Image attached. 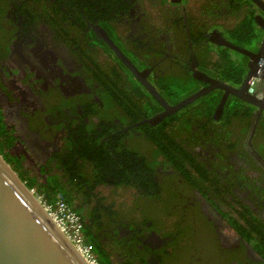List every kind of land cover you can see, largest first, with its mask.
I'll return each mask as SVG.
<instances>
[{
  "label": "flooded vegetation",
  "instance_id": "obj_1",
  "mask_svg": "<svg viewBox=\"0 0 264 264\" xmlns=\"http://www.w3.org/2000/svg\"><path fill=\"white\" fill-rule=\"evenodd\" d=\"M253 41L264 0H0V156L64 191L109 264H264V110L230 96L215 112L213 91L152 121L207 86L195 75L241 84L227 45Z\"/></svg>",
  "mask_w": 264,
  "mask_h": 264
},
{
  "label": "water",
  "instance_id": "obj_2",
  "mask_svg": "<svg viewBox=\"0 0 264 264\" xmlns=\"http://www.w3.org/2000/svg\"><path fill=\"white\" fill-rule=\"evenodd\" d=\"M227 46L234 48L247 59V71L242 78V83L233 85L203 75H195L194 80L203 82L207 86L199 89L177 106L168 108L167 111L168 106L162 103L165 112L152 120L153 122L161 121L167 113L175 112L185 104L192 103L213 91L221 92L215 112L216 110L222 112L230 96L259 110H264V95L258 98L248 94L246 90L247 82L251 78L255 77L264 81L263 76L256 74L260 67L259 60L264 59V43L253 41L248 45L250 49L234 47L230 44ZM148 121L151 122V120ZM0 264H86L48 217L34 191L26 187L1 156Z\"/></svg>",
  "mask_w": 264,
  "mask_h": 264
},
{
  "label": "built area",
  "instance_id": "obj_3",
  "mask_svg": "<svg viewBox=\"0 0 264 264\" xmlns=\"http://www.w3.org/2000/svg\"><path fill=\"white\" fill-rule=\"evenodd\" d=\"M248 82L250 88H252L255 79H250ZM35 196L53 224L73 245L85 263L99 264V262L91 256L90 248L82 235V225L79 216L69 208L63 195L58 193L53 204H47L42 196Z\"/></svg>",
  "mask_w": 264,
  "mask_h": 264
},
{
  "label": "trees",
  "instance_id": "obj_4",
  "mask_svg": "<svg viewBox=\"0 0 264 264\" xmlns=\"http://www.w3.org/2000/svg\"><path fill=\"white\" fill-rule=\"evenodd\" d=\"M230 70L232 71V68L227 67V71H230ZM170 81H172V79L169 80L168 83H169ZM167 86H168L167 91H169V90H170L169 85H167ZM170 91H171V90H170ZM171 99H172V100H176V99H178V98H174V99L171 98ZM215 103H216L215 100H212L211 102H209L210 107H209L208 110H207L208 113L212 112ZM207 112H206V113H207ZM26 187H27L28 189H30V190H33L35 195H37V196H42V197H43V200H44L47 204H53V203L55 202V200H56V197H57L58 193H60V194L64 193V194H65L64 191H60V190H35L33 184H26ZM66 203L68 204L69 208L72 209V211L78 215L77 211L74 210V208H73L72 205L68 202V200L66 201ZM78 216H79V215H78ZM79 218H80V216H79ZM80 220H81V219H80ZM80 222H81V225H82V224H83L82 221H80ZM82 235H83V229H82ZM84 239H85V242L87 243V245H88L89 248H90L91 256L94 257V258L99 262V264H109L108 261H107V259H106V261H104V259L100 256V254H95V252L92 251V248H91L90 245L88 244L87 238L84 237Z\"/></svg>",
  "mask_w": 264,
  "mask_h": 264
},
{
  "label": "rangeland",
  "instance_id": "obj_5",
  "mask_svg": "<svg viewBox=\"0 0 264 264\" xmlns=\"http://www.w3.org/2000/svg\"><path fill=\"white\" fill-rule=\"evenodd\" d=\"M169 80L171 79L167 80L166 85H169V88L171 90V91L169 90L172 94L171 98L174 99V98H179L181 96L184 97L187 94L188 89L184 88L181 80L172 79V81L168 83ZM104 193L106 195H109V198H107V202L115 203V205H118L117 209H121V208L127 209V205L124 204L123 202L125 200H131L132 198L130 193H126L122 195L124 193L123 190L112 191L111 194H109L107 190H104Z\"/></svg>",
  "mask_w": 264,
  "mask_h": 264
},
{
  "label": "bare ground",
  "instance_id": "obj_6",
  "mask_svg": "<svg viewBox=\"0 0 264 264\" xmlns=\"http://www.w3.org/2000/svg\"><path fill=\"white\" fill-rule=\"evenodd\" d=\"M249 90H250V88H249Z\"/></svg>",
  "mask_w": 264,
  "mask_h": 264
}]
</instances>
